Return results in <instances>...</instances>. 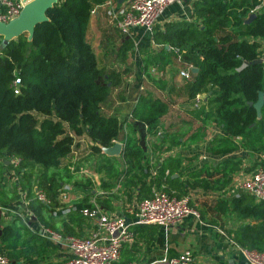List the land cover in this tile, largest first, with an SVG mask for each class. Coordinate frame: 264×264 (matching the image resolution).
I'll return each mask as SVG.
<instances>
[{"label": "trees", "instance_id": "trees-1", "mask_svg": "<svg viewBox=\"0 0 264 264\" xmlns=\"http://www.w3.org/2000/svg\"><path fill=\"white\" fill-rule=\"evenodd\" d=\"M103 1L58 0L47 11L49 20L36 25L32 40L25 33L2 47L0 38V176L12 169L14 175L19 173L17 185L27 191L29 206L37 218L63 233L79 236L90 225L79 209L91 205H77L76 210L63 217L61 228L56 226L52 213L60 204L62 182L71 176L69 168L62 165L63 159L76 148L79 137L88 136L100 159L111 163L114 157L104 154L97 143L111 146L116 139H121L125 142L121 157L130 165L124 187L133 186L136 190L140 187L137 190L140 197H148L152 184L147 181L144 148L136 145L134 127L142 131L141 141L145 142L146 125L150 132L151 126L168 111L160 98L141 95L132 112L134 126H129L133 134L123 132L117 116L103 113L102 105L112 88L121 83L118 71H108L99 65L86 36L92 6ZM255 5L256 1L248 0L195 1L197 20L168 22L163 29L155 25L153 39L164 46L147 63L160 62L162 56L166 61L171 60L166 55L170 53L166 45L186 50L184 59L198 68L187 85L189 98L206 93L211 105L207 114L230 136L240 135L246 146L260 151L264 149V106L262 117L258 118L249 102H256L259 91H264L260 41L264 38V10L256 12V17L245 23ZM133 47L132 38L126 36L118 56L126 58ZM13 157L20 159L18 166L10 163ZM159 165V174L164 177L167 165H180V161L165 159ZM110 166L111 171L114 166L112 163ZM63 169L67 170L66 174ZM113 170L115 174L121 173L120 169ZM166 181L176 186L177 196L185 195L192 185L177 186L178 178L172 175ZM37 191L44 193L49 203L42 201ZM20 194L17 190L15 201ZM4 195L0 187V202L10 204ZM250 198L254 199L245 195L235 198L234 207L237 202L248 199L244 213L255 215L261 221L244 227L237 239L246 249L263 251L264 200L257 202ZM58 248L19 219L3 223L0 214V251L9 257L10 264H54L51 260ZM129 259L124 253L115 264H130Z\"/></svg>", "mask_w": 264, "mask_h": 264}, {"label": "crops", "instance_id": "crops-1", "mask_svg": "<svg viewBox=\"0 0 264 264\" xmlns=\"http://www.w3.org/2000/svg\"><path fill=\"white\" fill-rule=\"evenodd\" d=\"M248 1L257 2L250 9L251 12L259 5L261 7L256 12L264 10V0ZM194 2L183 0L166 7L157 20L156 28L163 29L166 23L173 21L197 20ZM93 8L96 12L91 13L86 36L95 50L99 65L102 47L100 38H104L106 26L116 28L124 36L122 43L126 36L131 37L134 42V47L126 58L118 56L122 43H113L119 46L116 56L123 61L128 60L129 64L132 61L134 65L123 69L116 59L109 62L110 69L107 70L118 71L121 83L112 88L109 98L102 105L103 113L117 116L125 132L129 131V126H134L132 112L141 95L151 94L167 104L168 111L154 127L151 126L150 132L144 131L145 142L141 141L142 131L139 128L134 127L135 133H129L135 137L136 145L144 148L143 163L148 171L147 181L151 184L152 173L157 170L159 174V164L165 159L180 161V165H167L164 177L159 174L157 179L165 182L173 191L178 190L171 182L166 181L167 176L178 178L177 186L183 183L188 186L191 183L186 194L191 197L192 204L200 213V217L190 215L183 222L168 226L134 224L136 238L132 243L124 245L120 260L127 253L130 264H150L163 255L177 256L190 249L195 256L194 264H248L244 246L238 242L237 236L244 227L257 224L261 219L244 213L243 209L249 204L248 199L237 202V207H234V199L241 195L254 197L241 190L240 186L255 169L264 166V149L256 151L246 146L242 136H230L222 125L216 123L207 114L211 105L206 93L189 98L187 85L190 80L183 78L180 71L190 65L194 68L196 66L185 60L184 54L182 60H178L173 51H168L170 53L166 55L171 60L166 61V57L162 56V61L148 65L147 62L158 56L161 49L154 42L153 35L145 27H135L130 34H124L109 21L103 6L94 4ZM260 41L264 47V38ZM101 51L104 61L108 50L101 48ZM154 66L158 67L155 71ZM198 96L200 102L197 104ZM203 108L205 113L201 114ZM157 129H162L164 134L156 135ZM123 132L121 136L124 135ZM77 143L76 148L62 162L63 166L69 168L71 176H67L62 182L58 196L59 206L98 204L111 213L123 215L128 222H133L136 219L133 208L144 197L141 198L137 191L140 187L137 190L133 186L124 187L130 165L121 156L114 157L111 159L114 167L110 171L111 163H104V159H100V155L92 149L93 142L88 136L79 137ZM232 145L235 148L231 149ZM81 167L90 169V174L79 172ZM113 169H120L121 173L115 174ZM63 170L66 174L67 170ZM108 183L112 187H105ZM69 184L71 188H67ZM64 195L66 198H63ZM253 201L261 200L254 197ZM61 206L56 208L61 210ZM53 216L57 221L56 226L61 228L63 217L67 215L53 213ZM15 219L13 215L11 222ZM90 227L91 223L82 233L85 235Z\"/></svg>", "mask_w": 264, "mask_h": 264}, {"label": "built area", "instance_id": "built-area-1", "mask_svg": "<svg viewBox=\"0 0 264 264\" xmlns=\"http://www.w3.org/2000/svg\"><path fill=\"white\" fill-rule=\"evenodd\" d=\"M182 1L124 0L119 3L118 0H104L99 6L105 8L109 21L115 24L124 34H130L135 27H145L153 35L157 20L166 7ZM23 6V0H0V21L8 22L18 16ZM260 7L261 5L257 6L252 12L255 13ZM95 12L96 9L93 8L91 13ZM157 45L164 46L163 44ZM166 48L173 51L178 60H182L184 50L172 45H166ZM261 60L264 61V47ZM154 67V71L158 69L157 66ZM193 68V65H190L182 69L180 74L186 80H191L194 76ZM19 82L20 80L17 79L15 83L18 84ZM15 92L18 93L19 91L15 90ZM199 102L200 96L197 97V104ZM145 129L149 130V126L146 125ZM163 134L162 129L156 130V135L161 136ZM116 141H120L125 145V142L121 139H116ZM10 163L18 166L20 159L13 157ZM73 169L75 170V168ZM89 170L85 167L79 168V172L83 174H90ZM9 173L14 174L15 171L12 169ZM158 175L157 170L152 173L151 179L153 182L150 195L140 199L133 208L136 218L133 222H128L123 215L111 213L98 204L80 208L79 212L91 223L90 229L83 236L63 233L61 230L39 220L36 213L29 206L30 199L27 194V196L22 195L14 203L6 205L0 202V214L3 218L7 215H14L16 219L21 220L32 230L58 245L60 249H63L65 264H115L121 258L124 245L132 243L136 238V232L133 229L134 224L168 226L181 223L190 215L200 217L198 209L191 202V197L187 194L177 196L173 190L169 191V186L165 182L157 181ZM122 177H124V174ZM67 188H71V185H67ZM240 188L258 200H264V166L258 167L248 178L244 179ZM236 195L240 196L239 193H236ZM38 196L42 201L49 203L44 193L38 192ZM63 198H66V195ZM61 208L63 214L67 215L69 212L76 210L77 206L63 204ZM53 211L56 214L57 208ZM243 249L248 264H264V250ZM194 263L195 256L193 252L186 249L177 256L163 255L150 264ZM0 264H10L9 257L1 251Z\"/></svg>", "mask_w": 264, "mask_h": 264}, {"label": "water", "instance_id": "water-1", "mask_svg": "<svg viewBox=\"0 0 264 264\" xmlns=\"http://www.w3.org/2000/svg\"><path fill=\"white\" fill-rule=\"evenodd\" d=\"M123 1L124 0H119L120 3ZM23 2L24 6L18 16L12 18L8 22L0 21L2 47L8 45L11 40L25 33L28 34V39L32 40L36 25L49 20L47 11L53 7L58 0H23ZM256 15V13L251 12L245 20V23H250ZM193 71L197 72L198 68H193ZM249 104L255 107L258 118H261L264 106V91L260 90L257 101H250ZM97 145L101 147L104 154L112 157H120L124 149V145L120 141H116L111 146H103L99 143H97Z\"/></svg>", "mask_w": 264, "mask_h": 264}, {"label": "rangeland", "instance_id": "rangeland-1", "mask_svg": "<svg viewBox=\"0 0 264 264\" xmlns=\"http://www.w3.org/2000/svg\"><path fill=\"white\" fill-rule=\"evenodd\" d=\"M226 31H228V30L226 29ZM226 31L224 30V32H226ZM123 37L124 36L121 35L116 28L111 27L110 25L105 27L104 38H100V44L102 45V47H100V63H101L100 66L106 68V70L110 69L109 68V62L112 60H115V59L117 60V62H119L118 64H120L121 68H123V69L127 66L133 67L134 64L132 63V61L129 64L128 60L123 61L120 58H118V56H116L119 46H117L113 43L117 42V41L119 43L120 42L122 43ZM101 48L103 50H106V49L108 50L104 61L102 58L103 51H101ZM93 160L94 159H92V161H91L92 163H93ZM117 165H119V164L117 163ZM19 179H20L19 173L14 175V174H10L9 171L5 172L4 174H2L0 176V187L3 188L5 191L4 197H6V199L8 201H10L11 203L15 202V198L17 197L16 196L17 190L21 194L23 193L22 195L27 196L26 195L27 191L26 190L24 191V189H22L21 185H17V182H19ZM22 195H21V197H22ZM16 200H18V199H16ZM52 213H54L53 210H52ZM60 213H63V211L60 209L59 210L57 209V213L55 215H59ZM12 216L13 215H11V216L7 215L5 217V219H3V223H5V222L11 223ZM62 251H63V249L58 248V250H57L58 254L57 253L54 254L57 256L54 258V260L53 259L51 260L54 264H65V256L61 255V253H63Z\"/></svg>", "mask_w": 264, "mask_h": 264}]
</instances>
